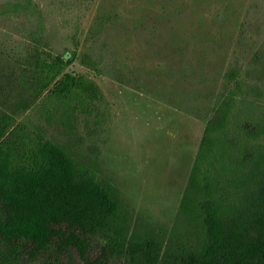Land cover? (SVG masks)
Segmentation results:
<instances>
[{
	"label": "trees",
	"instance_id": "obj_1",
	"mask_svg": "<svg viewBox=\"0 0 264 264\" xmlns=\"http://www.w3.org/2000/svg\"><path fill=\"white\" fill-rule=\"evenodd\" d=\"M104 54H85L96 75ZM39 35L0 85V264H264V50L236 58L173 225L124 198L86 144L105 94Z\"/></svg>",
	"mask_w": 264,
	"mask_h": 264
},
{
	"label": "rangeland",
	"instance_id": "obj_2",
	"mask_svg": "<svg viewBox=\"0 0 264 264\" xmlns=\"http://www.w3.org/2000/svg\"><path fill=\"white\" fill-rule=\"evenodd\" d=\"M34 35L99 84L86 144L135 211L170 228L226 73L264 50V0H0L2 87ZM85 54H104L111 75Z\"/></svg>",
	"mask_w": 264,
	"mask_h": 264
},
{
	"label": "water",
	"instance_id": "obj_3",
	"mask_svg": "<svg viewBox=\"0 0 264 264\" xmlns=\"http://www.w3.org/2000/svg\"><path fill=\"white\" fill-rule=\"evenodd\" d=\"M66 58H69V56H66Z\"/></svg>",
	"mask_w": 264,
	"mask_h": 264
},
{
	"label": "flooded vegetation",
	"instance_id": "obj_4",
	"mask_svg": "<svg viewBox=\"0 0 264 264\" xmlns=\"http://www.w3.org/2000/svg\"><path fill=\"white\" fill-rule=\"evenodd\" d=\"M69 59V58H68Z\"/></svg>",
	"mask_w": 264,
	"mask_h": 264
}]
</instances>
